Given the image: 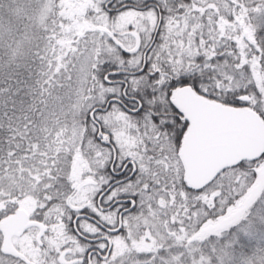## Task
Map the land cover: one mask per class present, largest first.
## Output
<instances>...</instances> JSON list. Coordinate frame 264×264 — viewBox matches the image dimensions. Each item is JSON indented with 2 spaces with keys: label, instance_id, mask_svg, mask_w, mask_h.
<instances>
[{
  "label": "snow or ice",
  "instance_id": "6c2138e0",
  "mask_svg": "<svg viewBox=\"0 0 264 264\" xmlns=\"http://www.w3.org/2000/svg\"><path fill=\"white\" fill-rule=\"evenodd\" d=\"M0 264H264V0H0Z\"/></svg>",
  "mask_w": 264,
  "mask_h": 264
}]
</instances>
